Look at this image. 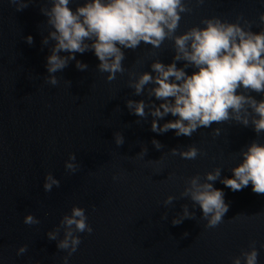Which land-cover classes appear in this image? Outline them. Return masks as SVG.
Masks as SVG:
<instances>
[{"label":"water","instance_id":"95a60500","mask_svg":"<svg viewBox=\"0 0 264 264\" xmlns=\"http://www.w3.org/2000/svg\"><path fill=\"white\" fill-rule=\"evenodd\" d=\"M82 2L75 0L70 7L75 10ZM186 3L191 12L182 14L178 34L212 16L235 21L242 15L253 22L254 31L264 27L259 21L264 0ZM42 6H49L47 0H34L17 11L10 0H0V264H65V257L67 264H232L253 241L258 264H264V195L254 193L251 183L232 191L221 182L233 175L241 150L253 140L264 142V133L257 136L252 126L230 121L200 128L191 137L176 136L174 130L158 134L151 130L150 114L143 119L130 112L127 100L147 102L149 97L128 87V71L151 72L154 59L171 63V40L160 49L143 42L134 51L124 49L128 71L112 82L97 70L94 51L77 53L76 59L88 68L78 70L76 61H70L56 73L59 83L49 84L46 58L54 42L42 45L48 35ZM151 100L160 103L154 96ZM173 119L169 114L158 122ZM216 127L221 129L218 136L213 134ZM117 132L124 137L120 146ZM192 144L200 150L194 160L171 154L173 148L186 150ZM145 148L146 154L138 155ZM70 154H75L74 161H69ZM66 162L79 167L72 172ZM215 167L222 171L214 187L223 190L229 210L222 223L208 228L199 205L180 193L188 178H203ZM48 173L60 181L51 191L43 187ZM168 195L177 198L165 205ZM184 205L195 217L173 225ZM74 206L85 210L92 232L77 233L73 227L81 242L68 256L57 243L64 238L60 222ZM29 213L40 223L25 224ZM57 228V240H49L47 233ZM22 245L27 251L18 255Z\"/></svg>","mask_w":264,"mask_h":264},{"label":"clouds","instance_id":"9594fccd","mask_svg":"<svg viewBox=\"0 0 264 264\" xmlns=\"http://www.w3.org/2000/svg\"><path fill=\"white\" fill-rule=\"evenodd\" d=\"M10 2L16 5L17 11H22L34 0ZM72 2L75 0H47L49 6L41 7L48 25V35L43 37L42 45L54 42L46 58L49 84L59 83L56 73L63 71L70 61H76L78 70L88 68L86 63L76 59L77 53L94 51L99 60L97 70L107 73L106 80L112 82L117 74L128 71L123 65L124 49L134 51L142 42L160 49L165 40H171L174 49L171 63L166 65L154 59L151 72L128 71V87L134 89L137 96H143L146 91L149 97L147 102L127 100L129 111L143 119L150 114L153 117L151 130L158 134L174 130L176 136L191 137L200 128L230 121L252 126L257 136L264 133V99L258 100L252 95H264V27L254 31L253 22L242 15L235 21L212 16L178 34L182 14L191 12L186 0H83L77 3L75 10L70 7ZM259 21L264 25V13L260 14ZM25 39L29 45L33 43L31 35ZM177 62H182L183 66L178 67ZM189 67L195 69L191 74L187 72ZM153 96L160 101L159 105L151 100ZM169 114L175 119L159 124L158 121ZM220 132L219 127L213 129L214 135ZM115 142L117 146L124 143L121 133H115ZM152 143L157 149L162 147L156 139ZM146 152L145 148L138 155L144 156ZM171 154L194 160L200 150L192 144L186 150L173 148ZM239 157V162L231 168L233 175L224 177L221 182L232 191H240L251 183L254 193L264 195V142L253 140L241 150ZM74 160L75 154H70L69 161ZM65 167L75 172L79 166L66 162ZM221 171V167H215L203 178L200 174L191 176L180 193V197L190 198L194 206L199 205L208 228L222 223L229 210L223 190L213 183L221 178ZM59 184L60 181L48 173L43 187L51 191ZM176 198L168 195L164 204L170 205ZM194 217L184 205L183 215L175 217L172 224L179 225L185 218ZM162 218L167 219V216ZM24 223L35 225L40 221L29 213ZM60 226L65 231L57 248L67 250L68 256L81 242L80 237L74 235L73 227L77 233L92 232L85 210L78 206L71 209V215L63 217ZM58 235L59 228L47 233L49 240H57ZM26 251L27 245H22L17 254ZM258 256L253 241L248 250L233 257L232 264H242V260L244 264H258ZM64 260L67 264L68 257Z\"/></svg>","mask_w":264,"mask_h":264}]
</instances>
